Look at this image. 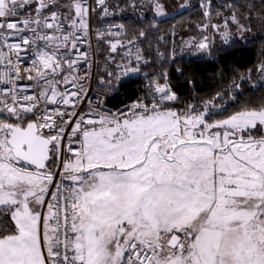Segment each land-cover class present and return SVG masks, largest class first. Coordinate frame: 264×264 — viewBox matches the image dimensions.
<instances>
[{"label":"snow or ice","instance_id":"1","mask_svg":"<svg viewBox=\"0 0 264 264\" xmlns=\"http://www.w3.org/2000/svg\"><path fill=\"white\" fill-rule=\"evenodd\" d=\"M89 11L85 0H0V264H264V104L214 119L217 94L178 112L154 81L149 102L81 111L87 74L69 79L78 61L48 49L78 50Z\"/></svg>","mask_w":264,"mask_h":264},{"label":"trees","instance_id":"2","mask_svg":"<svg viewBox=\"0 0 264 264\" xmlns=\"http://www.w3.org/2000/svg\"><path fill=\"white\" fill-rule=\"evenodd\" d=\"M144 3L148 8H137L134 12L128 2ZM215 2L213 5L211 2ZM120 5L115 6L114 4ZM202 1L172 16H155L153 0H108V14L103 10L94 13V25L104 22H120L126 32L124 43L143 55L144 60H130L132 67H139L132 81H119L116 61L108 64L110 51L107 41L97 37V83L104 80L107 88L115 91L111 104H121L123 99L135 97V87L146 77L159 72L169 76L174 93L179 98L169 106L183 111L188 105H202L213 100L217 94L223 96L214 119H226L245 108H258L264 104V82L259 81L261 65H264V0H208L215 6L209 15L200 10ZM236 15L244 26L241 36H234L225 43L219 38L208 46L205 52H197V45L203 41V28L228 21L227 27L237 31L232 23ZM144 33L143 36L140 34ZM131 42V43H130ZM129 64V63H126ZM111 73V75H109ZM236 85L240 87L237 88ZM227 93V95H225ZM264 134L258 132L257 136Z\"/></svg>","mask_w":264,"mask_h":264},{"label":"built area","instance_id":"3","mask_svg":"<svg viewBox=\"0 0 264 264\" xmlns=\"http://www.w3.org/2000/svg\"><path fill=\"white\" fill-rule=\"evenodd\" d=\"M107 1L105 0V5H107ZM87 6L89 7L90 11L88 16L86 17L88 28L86 32L78 33L83 39L77 41V49L73 50L69 44L68 52L65 53L64 51V42L60 41L57 43L56 47H50L48 50L55 52L57 56H59L63 62L65 56H67L68 60H76L78 61L77 64L73 66V71L71 75L68 72V65L66 66L64 63V72L62 75H69V79L73 76L83 79L87 74L88 79L85 81V91L87 92V96L83 98V101L80 104L81 111H89L92 108H95L99 103V107L97 108L98 111L101 112H111L116 113L118 110H126V106L132 104L133 101L137 99H145V102H149L152 99L153 93L150 91V88L154 81H159L161 85L167 83V85L171 88L174 92L171 82L169 81V76L165 72H159L158 74L152 77H146L141 79L138 85L135 87V97L132 99H123L121 104H111L110 100H113L115 95L117 94L115 91L107 88L106 82L97 83V45H96V38L100 37L105 41H125L126 39V32L123 24L120 22H104L101 23L98 27L94 25V13L98 10H102V7L97 3V0H85ZM62 5H67L69 0H60ZM200 10L202 12L212 13L214 11V7L211 3L202 2L200 4ZM60 11L64 14L67 13L66 8H61ZM21 19L23 17H20ZM51 34V33H50ZM59 35V33H56ZM100 34H103L102 36ZM24 35H31V33H25ZM10 43L17 42L16 40L9 41ZM43 46V42H38L37 45H33V47ZM59 48V51L56 48ZM129 47V46H128ZM5 51H7L5 49ZM82 53H87V59L85 60L84 56L81 55ZM137 52L133 51L130 47L127 50L126 56L128 58L136 59ZM34 55L31 51L27 54L24 58L21 69L22 75H27L26 72L23 71L24 68H31L32 64L31 61L34 59ZM13 60H15V56H13ZM131 68V66H122L116 65V69L123 80L125 81H132L134 79L135 73L129 72L127 75L124 74L125 68ZM35 72V69H33ZM166 74V78H165ZM260 82H264V72L261 71ZM18 85L23 87L25 85H32L33 90H35V81L30 80H21L18 81ZM63 87V86H62ZM71 89V85L68 86ZM74 90V89H73ZM31 94V93H29ZM47 131V130H45ZM76 147L77 145H73Z\"/></svg>","mask_w":264,"mask_h":264},{"label":"rangeland","instance_id":"4","mask_svg":"<svg viewBox=\"0 0 264 264\" xmlns=\"http://www.w3.org/2000/svg\"><path fill=\"white\" fill-rule=\"evenodd\" d=\"M123 1V0H122ZM134 1H141V0H134ZM144 1H147V0H144ZM188 1H191L189 5H187V7L183 8V9H178L177 10H185L187 9L189 6H191L193 4V2H198V0H188ZM219 1V0H216V2ZM160 2L166 7V9H169L171 6H175L176 3L177 5L180 4L182 2V0H160ZM202 2H208V0H202ZM211 2V1H210ZM129 5L131 6V9L132 11L134 12L137 8H148V5L144 4L143 2L138 4L136 2H128ZM213 5L215 4V2H211ZM121 2H119L118 4H114L115 6L118 7V5H120ZM216 5V4H215ZM214 9H215V6H213ZM153 8H154V5H153ZM154 12H155V8H154ZM167 12V11H165ZM225 21L224 20L223 22L221 23H215V24H212V25H209L207 27H204L203 28V33H204V37H208V40H207V43H208V46L211 45V43L215 42L216 40H218L219 38H222L223 39V32L225 30L229 31L230 32V36H229V39H228V42L232 40V38L234 36H241L243 34V32L241 30H237V31H231L226 25H225ZM215 26V27H214ZM204 40V39H203ZM123 41H108L106 46L108 47V50L109 51H112V45L115 44L116 45V48L119 47V46H122L123 45ZM205 50H200L198 47H197V52L200 53V52H205ZM172 108V107H171ZM173 110H175L174 108H172ZM176 111V110H175ZM264 130V126H260L258 125L257 126V129L254 130V134L255 135H258V132H262Z\"/></svg>","mask_w":264,"mask_h":264},{"label":"crops","instance_id":"5","mask_svg":"<svg viewBox=\"0 0 264 264\" xmlns=\"http://www.w3.org/2000/svg\"><path fill=\"white\" fill-rule=\"evenodd\" d=\"M199 1H202V0H198ZM191 1H188V0H182L181 3H184L185 5H189ZM197 2V1H196ZM197 2V3H198ZM192 6V5H191ZM190 7V6H189ZM164 11H167V15L165 16H157L156 15V12H155V16L158 17V18H164V17H168V16H172L174 15L175 13L179 12L180 10H177V3L175 6H171L169 9H166V7H164ZM132 48L133 51H136L137 52V49H136V46H132L130 45L129 47L126 48V44L123 43L122 46H119L116 48V51H110L109 53V56H108V59H107V63L110 65V64H113L115 63L116 61V65H122V66H130V60H128L129 58L126 56L127 54V50L128 48ZM128 58V59H127ZM126 63H129V64H126ZM132 67V66H131ZM135 73V72H134ZM117 79L119 81L123 80L122 77L120 76V74L117 75ZM101 82H105L104 80H102Z\"/></svg>","mask_w":264,"mask_h":264},{"label":"water","instance_id":"6","mask_svg":"<svg viewBox=\"0 0 264 264\" xmlns=\"http://www.w3.org/2000/svg\"><path fill=\"white\" fill-rule=\"evenodd\" d=\"M65 65L67 66V63H65ZM178 97H177V100H175V101H172V102H169V103H175V102H177L178 101Z\"/></svg>","mask_w":264,"mask_h":264}]
</instances>
